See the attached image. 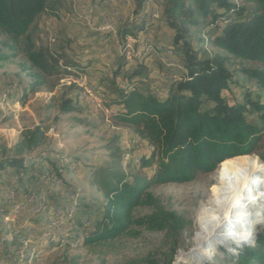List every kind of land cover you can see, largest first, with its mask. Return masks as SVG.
I'll list each match as a JSON object with an SVG mask.
<instances>
[{
  "label": "rangeland",
  "instance_id": "374dc122",
  "mask_svg": "<svg viewBox=\"0 0 264 264\" xmlns=\"http://www.w3.org/2000/svg\"><path fill=\"white\" fill-rule=\"evenodd\" d=\"M51 1L54 12L38 16L30 40L15 43L0 33V160L17 156L25 162V171H0V264H174L177 258L180 264H236L235 256L254 247L256 238L239 248L228 235L201 245L195 238L199 207L212 197L219 171L225 167L233 177L226 163L191 182L148 187L166 211L188 223L176 239L135 223L111 239L88 238L105 217L108 200L101 181L107 173L133 183L137 176L153 178L158 167L157 157L151 159L154 147L120 120L119 91L140 82L164 99L170 83L186 72L170 42L174 31L163 19L166 0H147L141 13L138 0ZM116 12L114 28L100 30L102 14L108 18ZM223 24L218 19L190 26L192 48L201 58L226 57L232 79L224 93L230 102L249 97L263 103L264 89L245 72L263 65L213 45L210 36ZM125 30L134 34L125 37ZM32 43L34 50L52 56L51 75L28 62ZM247 114L256 120L253 109ZM39 135L40 145L33 146L30 138ZM251 155L264 163V136ZM152 210L140 205L132 215L142 218ZM263 228L264 221L255 236ZM222 231L217 233L230 229ZM217 239L223 245L212 244Z\"/></svg>",
  "mask_w": 264,
  "mask_h": 264
},
{
  "label": "trees",
  "instance_id": "16d2710c",
  "mask_svg": "<svg viewBox=\"0 0 264 264\" xmlns=\"http://www.w3.org/2000/svg\"><path fill=\"white\" fill-rule=\"evenodd\" d=\"M146 1L138 0V13ZM244 1L253 6L239 7L230 0H166L163 19L174 31L170 42L186 73L170 83L164 99L140 82L128 83L119 91L124 106L120 120L137 128L154 147L151 159L157 157L158 167L153 178L137 176L133 183L125 182L123 175L107 173L101 181L108 200L105 217L88 238L111 239L135 223L165 231L176 239L188 223L175 212L166 211L148 187L191 182L200 172L211 173L220 164L258 149L264 136V102L249 97L245 102H230L224 93L232 79L226 57L201 58L189 40L190 26L222 19L224 24L210 36L213 45L235 58L261 63L262 68L245 72L264 89V0ZM55 7L51 0H0V33L15 43L23 37L30 40L34 21L45 12H54ZM133 34L128 30L123 33L125 37ZM26 57L33 68L51 75L53 58L46 51L34 50L32 43ZM249 109L256 112L255 121L248 119ZM41 141L42 135L30 138L33 146ZM24 164L23 158L5 157L0 160V171L17 167L22 172ZM140 205L153 210L134 218L133 208ZM235 258L236 264H264V228L258 232L255 246L245 247Z\"/></svg>",
  "mask_w": 264,
  "mask_h": 264
},
{
  "label": "bare ground",
  "instance_id": "6f19581e",
  "mask_svg": "<svg viewBox=\"0 0 264 264\" xmlns=\"http://www.w3.org/2000/svg\"><path fill=\"white\" fill-rule=\"evenodd\" d=\"M115 16L111 15V30L117 23ZM100 29L107 30L106 27ZM168 53L173 54V51L169 49ZM225 165L233 170V177L229 178L227 168H221L212 197L199 207L195 238L200 245L212 240V237L226 235L236 240L231 245L238 247L242 242L250 243L256 235L257 226L264 221V163L257 156L249 154L232 158ZM225 228L230 232L217 233ZM215 242L223 245L218 239L212 244ZM208 246L205 254L210 250Z\"/></svg>",
  "mask_w": 264,
  "mask_h": 264
},
{
  "label": "built area",
  "instance_id": "2783aa9c",
  "mask_svg": "<svg viewBox=\"0 0 264 264\" xmlns=\"http://www.w3.org/2000/svg\"><path fill=\"white\" fill-rule=\"evenodd\" d=\"M116 13H113L112 15H116ZM101 22H103L100 27H106L107 30H111V16L110 17H106L105 14H102V20Z\"/></svg>",
  "mask_w": 264,
  "mask_h": 264
},
{
  "label": "water",
  "instance_id": "95a60500",
  "mask_svg": "<svg viewBox=\"0 0 264 264\" xmlns=\"http://www.w3.org/2000/svg\"><path fill=\"white\" fill-rule=\"evenodd\" d=\"M254 238H256V236ZM247 244H249V243H247ZM180 262H181V258L180 259L177 258L174 264H180Z\"/></svg>",
  "mask_w": 264,
  "mask_h": 264
},
{
  "label": "crops",
  "instance_id": "0c3cea01",
  "mask_svg": "<svg viewBox=\"0 0 264 264\" xmlns=\"http://www.w3.org/2000/svg\"><path fill=\"white\" fill-rule=\"evenodd\" d=\"M165 24V23H164ZM99 29H100V27H99ZM169 29V28H168ZM101 30V29H100ZM170 30V29H169ZM172 32H171V30H170V32H168V34H171Z\"/></svg>",
  "mask_w": 264,
  "mask_h": 264
}]
</instances>
